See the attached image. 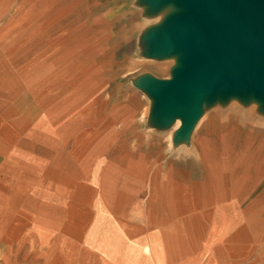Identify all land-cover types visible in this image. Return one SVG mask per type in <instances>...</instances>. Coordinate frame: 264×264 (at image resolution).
<instances>
[{
  "label": "crops",
  "instance_id": "obj_1",
  "mask_svg": "<svg viewBox=\"0 0 264 264\" xmlns=\"http://www.w3.org/2000/svg\"><path fill=\"white\" fill-rule=\"evenodd\" d=\"M22 6L26 33L0 40V264H264L260 122L224 103L176 154L117 147L142 110L112 43L130 3ZM66 169L99 186L86 204Z\"/></svg>",
  "mask_w": 264,
  "mask_h": 264
},
{
  "label": "water",
  "instance_id": "obj_2",
  "mask_svg": "<svg viewBox=\"0 0 264 264\" xmlns=\"http://www.w3.org/2000/svg\"><path fill=\"white\" fill-rule=\"evenodd\" d=\"M145 1L177 10L148 38L150 56L179 55L171 77L137 82L155 99L157 123L181 118L176 142L190 138L205 101L239 96L264 105V0Z\"/></svg>",
  "mask_w": 264,
  "mask_h": 264
},
{
  "label": "rangeland",
  "instance_id": "obj_3",
  "mask_svg": "<svg viewBox=\"0 0 264 264\" xmlns=\"http://www.w3.org/2000/svg\"><path fill=\"white\" fill-rule=\"evenodd\" d=\"M125 2L130 3L132 8L127 11L126 16L113 31L112 43L124 44L126 42L125 46L121 48V52L122 54L124 52L128 54L126 59L128 61V69L131 71L124 75L122 79H126L134 85V87L129 85V88L141 99L142 110L139 116L138 130L124 133L116 141V146L131 147L136 151H147L153 138H161L164 146L174 147L173 145L176 143L175 134L181 126L177 127L175 125L178 117L166 126L157 123L154 118L155 99L147 90L139 87L137 82L141 77L147 76L168 79L172 75L173 68L178 64V54L166 55L161 58L152 57L148 50L149 35L161 27L170 14L177 11L176 7L165 13L164 10L169 4L154 7L145 0H142V2L141 0H125ZM24 8L22 0H0V40L16 38L26 33V10ZM224 103H233L237 109H245L264 127L263 103L254 98L243 99L239 96H232L228 99L219 97L212 103L205 101L203 104L204 111L198 122L209 109L221 106ZM66 147L69 149L70 143ZM178 150V147H174L172 151L176 154ZM63 173L66 177L73 176L77 179L76 184L73 185L72 190L68 191V193L71 192V194L78 197L82 196L84 198L82 204H86L87 201L85 199L99 190V186L93 185L92 179L83 170L66 169L63 170Z\"/></svg>",
  "mask_w": 264,
  "mask_h": 264
},
{
  "label": "bare ground",
  "instance_id": "obj_4",
  "mask_svg": "<svg viewBox=\"0 0 264 264\" xmlns=\"http://www.w3.org/2000/svg\"><path fill=\"white\" fill-rule=\"evenodd\" d=\"M174 8H175V5H173V4H169L168 6H166L164 12L166 13V12H168L169 10L174 9ZM126 123H127V122H126ZM126 123H125V125H126ZM181 124H182V120H181L180 117H178V118L176 119L175 125L178 127V126H180Z\"/></svg>",
  "mask_w": 264,
  "mask_h": 264
}]
</instances>
